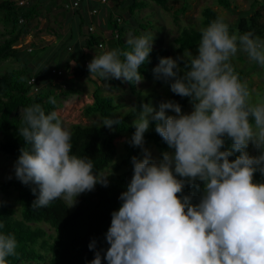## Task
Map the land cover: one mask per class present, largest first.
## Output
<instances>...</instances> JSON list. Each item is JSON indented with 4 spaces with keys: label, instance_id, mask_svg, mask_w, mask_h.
I'll return each instance as SVG.
<instances>
[{
    "label": "clouds",
    "instance_id": "obj_1",
    "mask_svg": "<svg viewBox=\"0 0 264 264\" xmlns=\"http://www.w3.org/2000/svg\"><path fill=\"white\" fill-rule=\"evenodd\" d=\"M153 43L147 33L129 38L128 49L95 54L88 71L104 80L140 82ZM240 51L264 68V37L230 32L218 16L201 29L197 54L159 58L154 79L190 98L192 110L183 112L172 99L140 104L128 143L142 149V158L131 157L133 174L104 233L108 247L98 249L91 239L94 258L86 264H264V181L253 178L257 172L264 176V100L253 103L234 70L231 58ZM180 61L188 69L183 75ZM49 102L56 103L52 97ZM121 119L105 117L101 126L113 130ZM21 121L23 146L13 173L31 187L32 208L56 199L72 207L81 193L109 185L90 157L73 152L72 132L56 111L34 103L24 108ZM153 123L171 149L159 157L144 147ZM186 186L193 191L185 193ZM16 248L14 235L0 233V264H8Z\"/></svg>",
    "mask_w": 264,
    "mask_h": 264
},
{
    "label": "trees",
    "instance_id": "obj_2",
    "mask_svg": "<svg viewBox=\"0 0 264 264\" xmlns=\"http://www.w3.org/2000/svg\"><path fill=\"white\" fill-rule=\"evenodd\" d=\"M148 1L155 3L167 12L170 10L167 4L168 0ZM216 2L224 8L230 7L227 0H216ZM145 4L146 0H140L139 2L131 0V4L127 8L128 13L133 14L136 10L144 9ZM15 9V2H0V10L5 13L4 20L11 27V38L0 45V59L17 57L18 50L14 46L17 45V37L20 34V29L17 28L20 18L12 12ZM18 9L17 11H19ZM185 11L186 7L183 6L174 15L177 16ZM32 14V11H30L24 17L28 19ZM218 16L217 12L211 7H204L202 10V26L207 27ZM262 17L263 14L259 11L254 12L248 18L240 17L235 25H229L230 32L239 34L252 31L255 35L264 37ZM113 24L117 31L113 39V49H128L130 46L123 41L122 30L117 22ZM140 29L145 30L146 26L143 25ZM134 32L135 36H138V31L135 30ZM200 38L201 31L196 29L184 30L175 39L178 52L182 53L185 50L197 49ZM68 39L71 40L72 37L69 36ZM99 43L104 45L100 37L93 33L80 35L76 45L78 51L71 52V61L84 63L83 49H95L94 47ZM66 49L67 43H62L57 47L56 52L46 58L45 63H42L39 67L26 63L22 67L0 75V152L13 161L16 160L19 149L23 146V138L19 137L18 128L23 126L21 117L24 108L34 103H40L46 112L57 110V95L50 90L41 88L39 78L51 79L57 77L56 74L51 73V70H63V76L67 75L70 60H67L64 64L58 62V56ZM160 57H167V50L153 48L149 60L139 69L143 76L141 79L155 80L152 69L159 63ZM54 61L60 66H55ZM231 63L235 72L243 81L246 76L245 71L236 65L234 57L231 58ZM80 64L79 67H81ZM46 65L48 67H45ZM180 66V74L183 75L188 69L183 65V61H180ZM74 74H78L77 70ZM31 79H33V82H31ZM155 82L158 85H163L168 90L169 99L179 102L182 111L188 106H192L190 98L174 94L171 92L170 87L162 81L155 80ZM127 83L130 91L136 93L135 81ZM37 87L38 90L36 91ZM63 90L61 95L68 96L71 88L68 84H64ZM92 96V104L83 110L85 116L95 114L99 116L101 121L109 116H119L122 119L119 126H113V130L101 126V122L98 125H73L70 128L72 132V150L78 156L90 157L94 163V171L98 173L102 174L111 166L112 171L105 175L109 177L110 183L107 187L97 184L93 191L79 195L73 209L68 207V204L62 199L52 201L47 207L35 209L32 208L35 196L30 186L22 184L16 178L0 182V196H2L0 198V224L3 225L0 227V233L14 235L17 240L15 254L6 258L8 264H86V261L94 258V252L88 248L91 239L95 238L97 240L98 249L108 247L104 240V233L110 225L111 212L120 206L118 197L125 190L133 174L131 157L136 155L142 158L140 147H134L128 143L135 130L131 126V120L137 115L140 104L148 102L151 96L139 97L136 106L124 116L118 113L119 105L114 103L112 96H102L98 89L94 90ZM49 97L54 98L56 103H50ZM124 134L128 135L124 154L118 163H114L117 154L115 142ZM145 142L154 145L160 152L171 150L159 134L155 132L154 123L150 125L149 130L145 133ZM230 143V140L227 141L226 146H230ZM235 155H239V153ZM235 155L229 159H234ZM253 178L254 181H264V176H261L259 172L254 173ZM192 191L193 189L188 186L184 189L185 193ZM11 193L16 194L19 215L3 201ZM194 202L196 201L194 200ZM39 224L48 226L52 231V235L48 236L47 232L38 226Z\"/></svg>",
    "mask_w": 264,
    "mask_h": 264
},
{
    "label": "rangeland",
    "instance_id": "obj_3",
    "mask_svg": "<svg viewBox=\"0 0 264 264\" xmlns=\"http://www.w3.org/2000/svg\"><path fill=\"white\" fill-rule=\"evenodd\" d=\"M2 1L16 3V9L12 12L16 13V16L20 18L17 27L20 29V34L17 37V45L14 46L18 50L17 57L0 59V75L22 67L26 63L28 65H34V67H39L42 63H45L46 58L50 57L54 52L56 43L62 42V36L66 34L63 25V19L65 17L63 16V10L66 15L69 14L71 16L72 8H69L72 4L70 2L71 0H28L22 7H17L19 0H0V2ZM139 1L137 0V2ZM105 2L106 0L99 1V4L105 7V5L101 4ZM107 2L108 5L106 8H109L111 12L110 18L102 19L101 26L95 28L97 27L96 24L92 29L94 31L93 34L99 36L104 45L99 47V44H97L94 47L95 49H83L84 52L89 51L87 55H84V61H88V63L95 54L99 55L113 49V39L117 33L113 24L114 22H117V25L122 30L124 42H127L129 38L136 37L134 34L135 30L138 31V36L142 33L151 34L154 35V49H166L167 57L177 58L183 55L185 59H188L189 52L193 55L197 54V49L185 50L179 53L175 39L184 30L196 29L201 31L204 28L201 24L202 10L204 7H211L220 17H224L229 25H235L238 18H248L256 11L263 14L261 21L264 22V0H227L230 5L229 8L219 6L216 0H168L167 4L170 8L168 12L155 3L146 0L145 8L139 11L136 10L133 14H129L127 9L128 5L131 4V0H107ZM58 3L62 5L63 10L59 11V9H56ZM119 4H122V6L119 7ZM35 6L36 10H32L31 8H35ZM183 6L186 7V11L175 16V12ZM30 11L33 14L26 19L24 17L25 14H28ZM4 14L0 10V45L5 40L11 38V27L4 20ZM143 25L146 26L145 30L140 29ZM81 35L83 34L81 33ZM64 43L70 45L74 52L78 51V46H76L77 39L67 40ZM234 58L236 59V65L246 73L243 82L247 83L249 87L252 102L256 103L264 100V68H261L256 62L249 60L247 55L242 51L238 52ZM54 63L55 66L59 65L55 61ZM64 63L62 62L61 64ZM45 67H48V65ZM80 68L79 65L77 67L76 63L73 65L72 70L67 71L66 76L51 79L39 78L41 88L50 90L57 95L58 107L56 112L63 125L69 129L75 124L83 126L100 124L101 120L98 115L85 116L83 114L84 108L93 102L92 95L95 89H98L102 96H112L114 98V103L119 105L118 113L121 116H124L130 109L136 106L139 97L145 98L150 95L151 98L148 99V102H151L154 106H158L162 100L169 99L168 90L163 85H158L153 79H142L140 82L135 81L136 93H132L126 81L114 78L104 80L96 75H90L88 68ZM76 70L78 72L77 75L74 74ZM49 80L50 82H48ZM64 84H68L71 88L68 96L61 95L62 91H64ZM37 90L38 87L36 88ZM191 110L192 106H188L183 112L187 113ZM168 114L171 115L174 113L169 110ZM127 139L128 135L124 134L116 140L117 154L113 161L114 163H118L124 154ZM144 147L148 148L154 157L160 156L161 152L154 145L145 142ZM248 150L250 153L255 154L251 145ZM13 163L14 161L12 159L0 152V182L15 179ZM110 171H112L111 166L103 171L102 174L106 175ZM9 175H12V179H8ZM3 201L19 215V206L16 202L15 193H11L5 197ZM75 205L70 208L73 209ZM38 226L42 227L48 236L52 235V231L48 226L41 224Z\"/></svg>",
    "mask_w": 264,
    "mask_h": 264
},
{
    "label": "crops",
    "instance_id": "obj_4",
    "mask_svg": "<svg viewBox=\"0 0 264 264\" xmlns=\"http://www.w3.org/2000/svg\"><path fill=\"white\" fill-rule=\"evenodd\" d=\"M75 0H71L70 2L73 3ZM109 2V1H108ZM108 2L106 0L105 3H101L102 5H105V7L101 6L99 4L98 0H80L79 6L77 9H71L72 14L71 16L69 14H65L63 7L61 4H57V8L60 10H63V25L65 27L66 30V34L62 36L61 40L62 42H58L56 43L57 45L54 48V52H56V49L59 45H61L62 43H64V41L69 40L68 37H72L71 40H78L79 41V37L82 34H86V33H94V31H89V28H94V25L97 24V27L95 28H99L98 26H101L102 24V19L105 18H110V10L109 8H106V6L108 5ZM70 5V4H68ZM122 4H119V7H121ZM129 6V5H128ZM66 7V6H65ZM32 10H36V6L35 8H31ZM65 9V8H64ZM93 11H95L93 13ZM70 16V17H69ZM67 18V19H65ZM68 22V23H67ZM84 25V27H82ZM58 41V39H57ZM66 44V43H64ZM106 46V45H105ZM70 51L68 53V51ZM73 51V49L71 48L70 45L67 44V49L66 51H63L58 57V62L61 64L62 62H66L67 60H70L69 62V70L73 69V65H75L76 63L71 61V52ZM89 51H82V53L84 55H87ZM80 53V52H79ZM69 58V59H68ZM80 63H77V67ZM80 68V67H79ZM83 68H87L83 65V63L81 64V69ZM66 70V69H65ZM68 70V71H69ZM67 71V70H66ZM71 72V71H70Z\"/></svg>",
    "mask_w": 264,
    "mask_h": 264
},
{
    "label": "built area",
    "instance_id": "obj_5",
    "mask_svg": "<svg viewBox=\"0 0 264 264\" xmlns=\"http://www.w3.org/2000/svg\"><path fill=\"white\" fill-rule=\"evenodd\" d=\"M27 1H28V0H19V1L17 2V5L20 6V7H22L23 5L26 4ZM98 1L101 2V1H104V0H98ZM79 3H80V0H75V1L71 4L70 8H72V9L78 8ZM94 12H95V11H93V13H94ZM89 31H92V28H89ZM102 46H103V45L99 43V47H102ZM87 64H88V61H84L83 65H84L85 67H87ZM51 73L56 74L57 77H60V76H63L64 71H63V70H57V71H55V70H51ZM31 82H33V79H31Z\"/></svg>",
    "mask_w": 264,
    "mask_h": 264
}]
</instances>
